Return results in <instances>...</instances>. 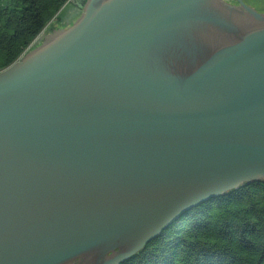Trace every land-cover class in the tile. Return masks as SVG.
I'll return each instance as SVG.
<instances>
[{
	"label": "water",
	"instance_id": "1",
	"mask_svg": "<svg viewBox=\"0 0 264 264\" xmlns=\"http://www.w3.org/2000/svg\"><path fill=\"white\" fill-rule=\"evenodd\" d=\"M79 9L0 71V264H120L194 206L264 183V12ZM209 35L234 42L201 55Z\"/></svg>",
	"mask_w": 264,
	"mask_h": 264
},
{
	"label": "trees",
	"instance_id": "2",
	"mask_svg": "<svg viewBox=\"0 0 264 264\" xmlns=\"http://www.w3.org/2000/svg\"><path fill=\"white\" fill-rule=\"evenodd\" d=\"M72 1L0 0V71L61 22ZM120 264H264V183L194 206Z\"/></svg>",
	"mask_w": 264,
	"mask_h": 264
},
{
	"label": "rangeland",
	"instance_id": "3",
	"mask_svg": "<svg viewBox=\"0 0 264 264\" xmlns=\"http://www.w3.org/2000/svg\"><path fill=\"white\" fill-rule=\"evenodd\" d=\"M84 0H73L70 5H68L63 11L61 15V22H54L52 27H49L47 31L51 30V28H58L63 26H68L71 24L77 16L80 14L77 9H79V5L83 3ZM244 4L254 8L258 12H264V0H242ZM75 7V8H74ZM80 10V9H79Z\"/></svg>",
	"mask_w": 264,
	"mask_h": 264
},
{
	"label": "bare ground",
	"instance_id": "4",
	"mask_svg": "<svg viewBox=\"0 0 264 264\" xmlns=\"http://www.w3.org/2000/svg\"><path fill=\"white\" fill-rule=\"evenodd\" d=\"M37 39V38H36ZM35 39V40H36ZM202 42H201V44H200V51H201V55H203V54H207V49H208V47H210L213 43L215 44L217 41L218 42H221V43H223L224 45H230V43H232V42H234L233 40H228V39H226V38H219L217 35H209L207 38H202V40H201ZM32 45H33V43H32ZM31 45V46H32ZM23 55V54H22ZM21 55V56H22ZM201 55H199V57L201 56ZM20 56V57H21ZM19 57V58H20ZM18 58V59H19Z\"/></svg>",
	"mask_w": 264,
	"mask_h": 264
}]
</instances>
